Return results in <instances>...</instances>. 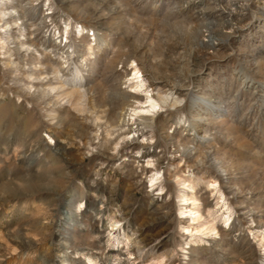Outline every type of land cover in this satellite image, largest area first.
Returning a JSON list of instances; mask_svg holds the SVG:
<instances>
[{
    "label": "rangeland",
    "instance_id": "1",
    "mask_svg": "<svg viewBox=\"0 0 264 264\" xmlns=\"http://www.w3.org/2000/svg\"><path fill=\"white\" fill-rule=\"evenodd\" d=\"M8 1L0 264H264V0ZM133 74L221 100L209 138L188 95L150 109L144 138L118 126Z\"/></svg>",
    "mask_w": 264,
    "mask_h": 264
},
{
    "label": "bare ground",
    "instance_id": "2",
    "mask_svg": "<svg viewBox=\"0 0 264 264\" xmlns=\"http://www.w3.org/2000/svg\"><path fill=\"white\" fill-rule=\"evenodd\" d=\"M189 1H191V0H188V2ZM192 2H194V0ZM12 3H16V2H10V1L6 0L5 2L1 3V5H0V21H2V19H4V18L5 19H16V17L19 15L18 11L20 10L19 9L20 5L17 4V3L16 4H12ZM236 4L238 5L239 2L236 3ZM231 5H232V3H231ZM243 5H244V2H243ZM216 7H218V6H216ZM228 8H230V7H228ZM232 8H233V5H232ZM212 9H214V7ZM216 9H215V11H216ZM21 12H22V10H21ZM236 14H237V11H236ZM238 14H239V12H238ZM228 15L234 16L235 13H232L229 10ZM8 23L9 22L6 21L4 24H1L2 27H3L2 28V34L3 35H1V33H0V35H1L0 39H1V44H2L3 49L7 48L9 46V40H10V36H11L10 31L7 29L8 26H6ZM22 23L23 22L14 21V23L12 24V27H16L17 31H20L22 29L21 28ZM231 25H230V27H233ZM224 26L225 25H223V27ZM221 29H223V28H221ZM59 33H60V30H59ZM215 34H217V33H215ZM95 36H96V38L99 37V35L97 33L95 34ZM220 36L225 38V35H223L222 33H220ZM28 38H29V36H24L23 38H21L19 40L23 41V40H27ZM20 43L23 44L21 41H20ZM214 44L216 46L222 47V45H220L219 42H214ZM22 51H23V49H22ZM148 80H147V78L141 79L137 75H134V74H133V76H128V78L124 82L128 81L127 82L128 85L125 86V87H129V89L124 91L123 95L126 98H129V100H130V98H133V100H132V103H127L126 106L123 107L122 110H120L119 113L117 114V117H118L117 121H118V124H119L118 126H121V127H124L125 129H127L128 133L137 134L138 137H140V138L141 137L144 138V136L146 135V128L147 127H152L154 117L149 116V112H150V109L155 108L157 105H159V106L170 105V106L174 107V105H177V103L180 102V100H182V99L184 100V97L186 95H188V105H189L190 108H197L198 105H202L204 107V109L201 110V111L199 110V112L193 118V120L195 121L194 124H193L195 133H198L199 130L203 129L202 125H204V123H206V121L208 119H209L208 123L210 124V121H211L210 119H211L212 115L209 116V113H210L209 111H213L215 113H218L219 109L223 107L221 100L214 99V98H212L210 96H207V95H199L194 90H189V88L184 87L182 85V83L180 82V80H179V83H181V84L175 82L174 80H160V79H158L156 81H152V80L148 81ZM146 83L147 84L149 83L148 86L146 85ZM147 88H149V89H147ZM136 91H138V92H136ZM141 91H142V93H139ZM135 103H139V105H135ZM131 120H133V122ZM214 120H215V118H214ZM121 127H119V128H121ZM198 136H199V138H203V139H208L209 138L205 133H200V134L198 133ZM145 147L146 146L143 145L142 146V150H140V151L142 152ZM190 148H191V145L184 144V146L182 147V153L185 154V153L189 152L191 150ZM218 173H219V170H218ZM151 181H152L151 184L153 185L154 184L153 183L154 179H151ZM214 182H216V180H214ZM227 191H228V189H227ZM180 200L182 201L181 202V206H180V213L182 214V216L183 215L187 216L190 213H193L191 211V208L189 207L190 203H193V204H198L199 203L197 201L198 199L189 198V197H187L185 195H182ZM194 214H195L194 216H190L192 221H193V223L198 222L199 218L201 217V213L199 211H195ZM193 229H195V228H193ZM193 229H191V231ZM213 229H216V228H213ZM185 230L189 231V227L187 226L185 228ZM197 231H201V230L197 229ZM159 263H162V259L159 260Z\"/></svg>",
    "mask_w": 264,
    "mask_h": 264
},
{
    "label": "built area",
    "instance_id": "3",
    "mask_svg": "<svg viewBox=\"0 0 264 264\" xmlns=\"http://www.w3.org/2000/svg\"><path fill=\"white\" fill-rule=\"evenodd\" d=\"M36 9H37V6H36ZM20 17L24 19V22H25V19L26 17L23 15V13L20 14ZM29 19H36V12H35V16L34 18H29ZM40 19H44V24L45 25H49L50 24V19H53V15H52V10H51V6H45L43 8V11L40 15ZM26 24V22L23 24V26ZM23 33H26L24 32L23 30ZM47 33V31H46ZM85 34L87 35V37L93 39V37L95 36V33L92 29H89L88 31L85 32ZM47 36H49V33H47ZM24 41V40H23Z\"/></svg>",
    "mask_w": 264,
    "mask_h": 264
}]
</instances>
